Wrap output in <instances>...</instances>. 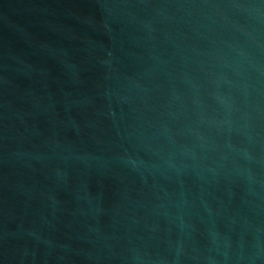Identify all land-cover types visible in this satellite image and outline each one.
Wrapping results in <instances>:
<instances>
[{
	"label": "water",
	"instance_id": "water-1",
	"mask_svg": "<svg viewBox=\"0 0 264 264\" xmlns=\"http://www.w3.org/2000/svg\"><path fill=\"white\" fill-rule=\"evenodd\" d=\"M0 196L86 264H264V0H0Z\"/></svg>",
	"mask_w": 264,
	"mask_h": 264
}]
</instances>
